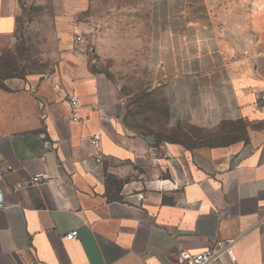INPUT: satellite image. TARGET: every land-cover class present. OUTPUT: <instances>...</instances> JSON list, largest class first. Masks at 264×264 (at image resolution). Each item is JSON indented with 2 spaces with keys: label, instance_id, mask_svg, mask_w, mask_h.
<instances>
[{
  "label": "crops",
  "instance_id": "crops-1",
  "mask_svg": "<svg viewBox=\"0 0 264 264\" xmlns=\"http://www.w3.org/2000/svg\"><path fill=\"white\" fill-rule=\"evenodd\" d=\"M185 3L155 0L146 21L145 64L164 78L170 125L186 126L175 138L133 127L103 74L0 85V264H187L183 251L225 238L236 260L212 264H264V26L251 44L250 21L194 19ZM17 11L0 0V55ZM38 172L51 180L30 184Z\"/></svg>",
  "mask_w": 264,
  "mask_h": 264
},
{
  "label": "rangeland",
  "instance_id": "rangeland-1",
  "mask_svg": "<svg viewBox=\"0 0 264 264\" xmlns=\"http://www.w3.org/2000/svg\"><path fill=\"white\" fill-rule=\"evenodd\" d=\"M154 1L18 0L17 41L2 55L1 84L8 89L34 88L51 75L83 70L103 74L108 84L125 95L133 127L157 138L177 137L186 126L170 125L164 78L144 61L147 10ZM185 4L194 19L250 21L251 44L257 37L255 26H264V0H186ZM234 27L225 31H241ZM133 42L138 44L137 52L132 51ZM101 43L108 44L103 52ZM196 134L207 141L219 137L210 131Z\"/></svg>",
  "mask_w": 264,
  "mask_h": 264
},
{
  "label": "built area",
  "instance_id": "built-area-1",
  "mask_svg": "<svg viewBox=\"0 0 264 264\" xmlns=\"http://www.w3.org/2000/svg\"><path fill=\"white\" fill-rule=\"evenodd\" d=\"M260 98L264 102V89L260 93ZM72 106H76L78 104V99L75 95L70 96L69 99ZM74 119H78V116H74ZM45 134H43L44 136ZM100 134H95L93 136V142L99 143ZM51 180L50 174L46 172H38L32 176L30 179V184L36 185L40 183H44ZM264 223V219H263ZM79 231L73 230L65 235V238L68 240L79 238ZM236 238H225L216 240V244L218 248H208L207 250L190 254L186 251H183L181 254V262H187V264H212L222 258L223 255H228L231 257L233 261L236 260V256L234 254V246L236 243Z\"/></svg>",
  "mask_w": 264,
  "mask_h": 264
},
{
  "label": "trees",
  "instance_id": "trees-1",
  "mask_svg": "<svg viewBox=\"0 0 264 264\" xmlns=\"http://www.w3.org/2000/svg\"><path fill=\"white\" fill-rule=\"evenodd\" d=\"M6 50H9V49H4V50L2 51V53H1V55H0V85H2V84H1V79H2V77H4V76H3L4 65L2 66V64H1V61H2V55H3L4 51H6ZM2 86H3V85H2Z\"/></svg>",
  "mask_w": 264,
  "mask_h": 264
}]
</instances>
